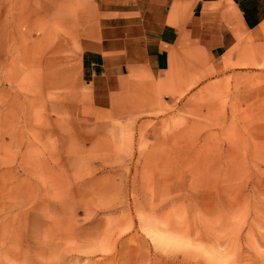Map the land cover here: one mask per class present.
<instances>
[{"label":"rangeland","instance_id":"374dc122","mask_svg":"<svg viewBox=\"0 0 264 264\" xmlns=\"http://www.w3.org/2000/svg\"><path fill=\"white\" fill-rule=\"evenodd\" d=\"M35 2L0 0V264H264V57L99 112L72 20Z\"/></svg>","mask_w":264,"mask_h":264},{"label":"crops","instance_id":"0c3cea01","mask_svg":"<svg viewBox=\"0 0 264 264\" xmlns=\"http://www.w3.org/2000/svg\"><path fill=\"white\" fill-rule=\"evenodd\" d=\"M72 21L99 112L140 114L264 57V0H39ZM69 19V20H70Z\"/></svg>","mask_w":264,"mask_h":264}]
</instances>
